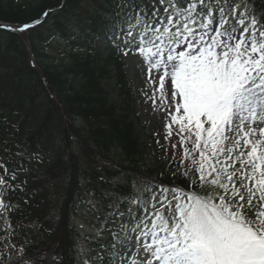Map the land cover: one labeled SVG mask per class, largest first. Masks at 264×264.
<instances>
[{
    "label": "snow or ice",
    "instance_id": "6c2138e0",
    "mask_svg": "<svg viewBox=\"0 0 264 264\" xmlns=\"http://www.w3.org/2000/svg\"><path fill=\"white\" fill-rule=\"evenodd\" d=\"M62 8L0 31L27 33ZM95 40L141 58L166 141L175 125L171 175L183 185L142 177L144 192L110 202L98 233L111 239L94 264H264V0H118ZM9 165L0 156V264H58L59 253L33 255L11 222L9 193L24 191L27 169Z\"/></svg>",
    "mask_w": 264,
    "mask_h": 264
},
{
    "label": "trees",
    "instance_id": "16d2710c",
    "mask_svg": "<svg viewBox=\"0 0 264 264\" xmlns=\"http://www.w3.org/2000/svg\"><path fill=\"white\" fill-rule=\"evenodd\" d=\"M117 2L0 0V23L17 25L63 3L27 33L0 31V156L10 157L9 167L27 169L18 173V181H27L24 191L9 193L19 204L10 218L20 238L31 242L33 255L44 253L49 262L59 253L58 264H77L82 236L72 216L84 193H107L115 201L129 191L138 193L140 181L148 185L142 177L183 185L182 178L171 175L179 160L166 157L157 141L142 143L137 134L146 128L131 119L135 110L125 57L110 41L95 40ZM102 41L106 52L99 48ZM18 150L23 156L11 155ZM152 156L158 169L144 170ZM53 211L59 212L57 218L51 217ZM105 234L104 241L95 242L99 247L111 239Z\"/></svg>",
    "mask_w": 264,
    "mask_h": 264
},
{
    "label": "rangeland",
    "instance_id": "374dc122",
    "mask_svg": "<svg viewBox=\"0 0 264 264\" xmlns=\"http://www.w3.org/2000/svg\"><path fill=\"white\" fill-rule=\"evenodd\" d=\"M100 49L105 51L106 44L100 45ZM30 62L34 65L33 59H30ZM126 70L128 74V80L131 89L134 94V109L136 111V116H133L134 120H138L146 127V133L140 131L137 132L138 136L141 138V142L147 143L149 146H153L155 139L158 140L167 150L166 157L171 160H180L182 155V149L177 145L176 149H172L171 145L178 138L175 136V125H173V136L169 140H165L166 134V119L164 113L160 111V102L157 101L156 108L153 109L151 100H147V96L144 95L145 84H146V75L145 71H141L139 65L142 64L141 58L137 56H130V58L125 59ZM168 87V82H165V89ZM148 94H151V89H147ZM111 98L115 99V94H111ZM173 151L175 152V159H173ZM155 156H152L147 159L145 165L143 166L144 170H154L158 169ZM138 193L144 192L147 188V185L144 181H140L137 185ZM109 194H105V197L100 196H91L86 193L78 200L77 209L74 215V225L77 230L83 236L82 241L78 245V255L77 261L78 264H85V261H88L89 264H94L93 257L100 253V249L94 245V242L101 236V233H98V230L101 228L102 221L104 216L109 211L108 201L113 202L110 199ZM109 198V199H108ZM91 202V203H90ZM93 205L95 210H93ZM57 213H54L56 216ZM109 234V233H108Z\"/></svg>",
    "mask_w": 264,
    "mask_h": 264
}]
</instances>
